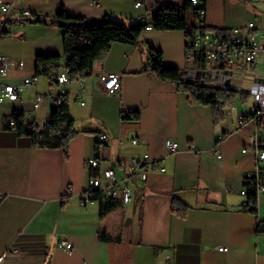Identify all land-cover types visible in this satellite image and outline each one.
<instances>
[{
	"label": "crops",
	"instance_id": "0c3cea01",
	"mask_svg": "<svg viewBox=\"0 0 264 264\" xmlns=\"http://www.w3.org/2000/svg\"><path fill=\"white\" fill-rule=\"evenodd\" d=\"M201 1L206 7L202 24L213 34L224 30L228 35L256 16L264 25V0ZM161 2L183 5L185 0H0L11 7L0 54L25 62L12 69L10 80L35 78L38 55L59 54L61 66L66 62L63 30L20 22L24 10L53 17L63 5L86 20L111 17L129 23L149 16ZM141 41L114 42L85 78L60 85L47 75L36 77L20 99L0 102V264H264V233L258 232L264 201L253 213L242 206L240 194L246 174L257 164L254 151L243 149L256 138L264 148V111L243 127L237 122L239 113L259 109L251 90L256 80H264V54L255 65L243 64L227 74L223 66L212 69L189 61L184 31L145 29ZM150 46L162 51L165 66L193 71L199 85L225 93L230 98L225 120L216 125L211 105L194 104L176 85L143 72ZM103 72L121 74L119 93L104 91ZM212 74L229 77L232 88L204 85ZM63 92L79 131L68 155L63 148L34 147L30 137L7 126L17 111L45 127ZM38 94L44 101L35 108ZM129 108L139 117H123ZM93 131L108 135L99 153L103 165L148 152L156 167H165L151 168L145 183L132 177L131 201L104 217L99 200L85 203L82 198L94 175L87 160L97 158ZM134 137L147 143L133 144ZM167 139L179 143L177 151L166 150ZM217 144L221 158L214 153ZM175 199L190 207L185 217L173 211ZM62 239L71 241L73 249L59 248Z\"/></svg>",
	"mask_w": 264,
	"mask_h": 264
},
{
	"label": "trees",
	"instance_id": "16d2710c",
	"mask_svg": "<svg viewBox=\"0 0 264 264\" xmlns=\"http://www.w3.org/2000/svg\"><path fill=\"white\" fill-rule=\"evenodd\" d=\"M191 15L193 20L190 22L189 16ZM198 20L201 21V24L204 22V18L200 17L199 8L193 6L191 0H185L183 5L161 2L150 12L149 16L129 23L111 17H105L99 21L86 20L82 16L69 13L63 5L59 6L53 17L33 13L31 18L26 17L19 21L57 26L63 30V57L69 69L70 80H74L90 75L94 65L105 58L114 42L141 45V34L149 24H152L153 28L157 30L184 31L188 40L195 35L197 29L208 28L204 24L198 25L196 23ZM221 37H228L224 30H221ZM149 53L150 56L143 67V72L176 85L178 90L189 94L191 102L194 104L211 105L216 125L225 120L224 108L230 101L225 93L209 86L199 85L193 71L165 66L161 60L162 51L150 46ZM61 60L62 56L59 54L38 55L35 76L47 75L52 78L54 84L57 83L53 79V75L60 70ZM129 116L138 118L139 114L134 111L126 115L125 118ZM11 119L16 121L15 130L20 135L30 137L34 147L63 148L66 155H68L70 140L79 133L75 128V121L69 113L67 93H60L56 97L48 119V126L45 125L41 128L35 121L27 120L21 112L17 111L7 119V124ZM93 133L96 134V157L99 159L100 150L105 142L100 140L98 131H93ZM92 174L97 175L98 171L93 169ZM91 199L100 201L101 217L121 204L120 200H104L96 191L92 193ZM249 200L255 205L252 208H246V210L258 213L255 197L251 195ZM189 208L187 204L176 199L173 203V211L182 217L187 215ZM258 232L264 233V221L259 223ZM101 237L104 238V235L101 234Z\"/></svg>",
	"mask_w": 264,
	"mask_h": 264
},
{
	"label": "built area",
	"instance_id": "2783aa9c",
	"mask_svg": "<svg viewBox=\"0 0 264 264\" xmlns=\"http://www.w3.org/2000/svg\"><path fill=\"white\" fill-rule=\"evenodd\" d=\"M141 1L136 3L140 6ZM196 7L199 8L201 18L205 17L206 7L201 0H196ZM11 7L9 4L0 3V38L5 34V23L9 18ZM34 12L24 10L22 16L31 17ZM153 25L149 24L146 29H152ZM186 57L189 61L200 63V65L210 66L214 69L217 66L225 67L227 74H234L243 64L253 66L257 62L258 56L264 54V25L259 16L250 19L246 24L231 28L228 37H221L209 32L206 29H197L195 35L187 40ZM25 62L21 59L10 58L0 54V102L15 101L21 98L25 88L33 86L36 77H24L18 81L10 80V74L14 67L22 68ZM217 75V74H216ZM215 74L208 76L204 85L216 84L222 90L228 91L232 88L228 78H219ZM122 76L116 72H103L99 76V81L107 93H119L122 86ZM53 79L60 85L69 82V69L66 64L62 65L60 70L53 75ZM64 93V92H63ZM251 93L255 96L259 109L256 112L239 113L237 122L239 127L245 126L249 121L257 118L258 112L264 111V80H256L254 82ZM44 101V95L38 94L34 107L38 108ZM56 102V98H55ZM134 112L133 108L123 111V117ZM49 125V120L46 126ZM11 129H16V121L9 120L7 124ZM108 135L102 133L100 140L106 142ZM222 138H220L221 141ZM133 144H146L147 142L141 138L134 137ZM165 148L168 152L173 153L179 148V143L172 139L165 141ZM252 149L256 154L257 164L254 170L246 174V185H250V194H243V188L240 194L243 197L251 195L256 199V206L262 200L264 201V148L258 138L254 142L245 147L243 152ZM214 153L218 158L222 154L217 146ZM155 160H152L148 152L141 157L133 156L131 158H118L114 165H103V161L98 158H90L87 160V166L97 170V175H91L89 187L83 193V202L91 201L93 192H98L104 200H120L127 205L132 199V177L145 183L149 176V170L155 166ZM157 169L164 171L165 167L160 165ZM254 204L243 205L244 208H252ZM58 247L64 250H72L73 243L67 239H62L58 243ZM220 251H228L226 246H217ZM3 257H1V260Z\"/></svg>",
	"mask_w": 264,
	"mask_h": 264
},
{
	"label": "bare ground",
	"instance_id": "6f19581e",
	"mask_svg": "<svg viewBox=\"0 0 264 264\" xmlns=\"http://www.w3.org/2000/svg\"><path fill=\"white\" fill-rule=\"evenodd\" d=\"M193 3V6H196V0H191ZM243 194H250V185H246L245 188H243ZM243 205H249V197H243Z\"/></svg>",
	"mask_w": 264,
	"mask_h": 264
},
{
	"label": "rangeland",
	"instance_id": "374dc122",
	"mask_svg": "<svg viewBox=\"0 0 264 264\" xmlns=\"http://www.w3.org/2000/svg\"><path fill=\"white\" fill-rule=\"evenodd\" d=\"M263 8H264V6H263ZM189 20H190V22L193 20V19H192V15H191V16H189ZM200 22H201V21H199V20H198V21H196V23H197L198 25H199V24H201ZM248 99H249V102H250V103H252V102H253V99H254V97H253L252 95H249V96H248ZM243 107L245 108V106H244V105H243ZM246 107H247V106H246Z\"/></svg>",
	"mask_w": 264,
	"mask_h": 264
},
{
	"label": "water",
	"instance_id": "95a60500",
	"mask_svg": "<svg viewBox=\"0 0 264 264\" xmlns=\"http://www.w3.org/2000/svg\"><path fill=\"white\" fill-rule=\"evenodd\" d=\"M103 19V18H102ZM99 20H101V19H98V20H93V21H99ZM46 264H48V263H46Z\"/></svg>",
	"mask_w": 264,
	"mask_h": 264
}]
</instances>
